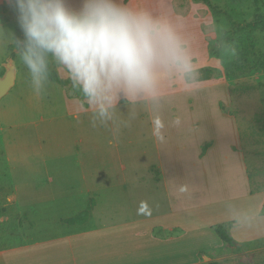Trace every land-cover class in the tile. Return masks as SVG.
<instances>
[{
    "label": "rangeland",
    "instance_id": "1",
    "mask_svg": "<svg viewBox=\"0 0 264 264\" xmlns=\"http://www.w3.org/2000/svg\"><path fill=\"white\" fill-rule=\"evenodd\" d=\"M122 2L137 4V7L147 8L154 13L162 11L170 14L169 9L178 8V12H175L183 18L181 30L189 39L191 49L197 51L198 57L194 62L200 68L201 90L191 94L193 103L186 101L185 94L179 96L181 124L176 128L181 134L179 146L186 145L188 152L183 148L180 153L176 152V157H185L189 151L192 155V150L204 141L207 142L203 146L204 150L213 149L214 136L219 145L213 151V170L209 176L215 187L217 185L215 189L219 190V195L223 196L229 183L238 185L230 192L244 193L242 182L247 186L245 192L250 190L253 195L264 194V30L254 33L256 48L245 62H238L236 57H232L225 44L227 41L228 45H232V40L240 35L238 28L258 17H264V0ZM70 3L75 4V0H70ZM190 15L195 18H189ZM213 24L217 30L210 32ZM0 27L5 32L0 35V75L10 59L18 71L15 86L0 100L2 249L24 243L28 239L27 233L36 228L46 231L48 227L61 231L66 227L50 219L44 220L45 215L41 213L32 215L34 206H39V211L45 212L47 205H35L33 202H38L47 191L51 192L50 179L56 182L81 181L82 175L89 177L91 173L81 172L78 167L88 168L92 165L114 166L111 172L99 173L97 181L103 180L105 183L125 180L153 183L158 178V172L148 168L150 164L157 166L154 136L148 123L140 117H127L116 123L115 129H94L84 117L78 121L69 117L62 99L63 91L69 92V87V90H65L49 79L43 94L36 95L33 92L30 76L16 57L12 43L11 36L16 32V24L7 0H0ZM204 37L209 43L210 62H205L200 50V38ZM57 72L63 76V70ZM223 115L230 119L226 120ZM210 117L215 126L212 136L207 125ZM80 140L84 142L83 145H79ZM159 143L163 149L161 140ZM92 144L105 154H86L85 148ZM117 147L122 151L121 155L114 154ZM121 165H126L127 171H121ZM14 190L18 203L14 202ZM217 193L214 192L213 196L216 197ZM249 215L247 213L246 222L251 218ZM34 218H37L35 225ZM257 218L258 215H255V222ZM259 220L264 222V209L259 214ZM263 231L264 228H261ZM257 261V264L262 262V252L257 255Z\"/></svg>",
    "mask_w": 264,
    "mask_h": 264
},
{
    "label": "crops",
    "instance_id": "2",
    "mask_svg": "<svg viewBox=\"0 0 264 264\" xmlns=\"http://www.w3.org/2000/svg\"><path fill=\"white\" fill-rule=\"evenodd\" d=\"M78 3L79 0H75L72 5L77 6ZM177 9H169L170 14L178 15ZM200 50L205 62H210L212 56L206 37L200 38ZM192 51L195 61L197 51L195 48ZM50 65L56 72L62 70L54 62ZM59 77L68 80L64 71L63 76ZM180 94L184 93L169 91L163 102L164 109L160 113L166 125L164 139L161 140L163 149L154 137L157 166L148 165L150 171L158 172V178L153 183L97 181L99 173L114 170V166L108 165L78 167L81 172L91 175H82L81 181L77 182L50 179L51 192L47 191L46 197L33 202L35 205H47L45 212H40L39 206H34L32 215L41 213L45 215L44 220L50 219L66 227L61 231L48 227L46 231L32 230L27 233L28 239L24 243L0 249V264H257V255L261 252L260 264H264V231L261 232L264 222L259 220V214L264 209V194L253 195L250 190L245 192L247 186L242 182L244 193L230 192L238 185L229 183L223 196L219 195V190L215 189L217 185L215 187L209 176L213 170V151L219 145L214 136L213 149L204 150L203 146L207 143L204 141L192 150V155L189 151L185 157H176V152L180 153L183 148L188 152L186 145L179 146L181 134L178 129L170 126L172 120L181 118ZM185 95L186 101L194 102L191 94ZM62 99L69 117L77 121L84 117L91 125L90 113L84 110L80 97L69 90L63 91ZM133 114L151 126V117L141 104L121 99L110 128L115 129L116 123L131 118ZM223 116L226 120L230 119L227 115ZM207 125L212 136L215 126L211 123V117ZM83 144L80 140L79 145ZM77 150L80 148L77 147ZM85 153L90 156L105 154L94 144L86 147ZM114 154H122L119 147ZM127 169L126 165L120 166L123 172ZM54 189L57 190L54 192ZM15 192L14 202L18 203ZM214 192H218L216 197L213 196ZM92 200L95 205L86 223H65L86 211ZM247 213L251 218L246 226L233 227V217L243 218ZM255 215H258L257 222ZM35 220L37 218L33 220L34 225ZM219 224L225 225L229 236L241 249L240 254L235 253L236 247L229 246L217 236L215 228Z\"/></svg>",
    "mask_w": 264,
    "mask_h": 264
},
{
    "label": "clouds",
    "instance_id": "3",
    "mask_svg": "<svg viewBox=\"0 0 264 264\" xmlns=\"http://www.w3.org/2000/svg\"><path fill=\"white\" fill-rule=\"evenodd\" d=\"M7 2L16 24L11 36L16 57L27 69L33 92L44 93L54 62L79 93L92 127H110L123 99L146 109L152 135L163 140L160 113L166 93L201 90L200 69L179 15L130 7L122 0H79L77 6L70 0ZM216 30L210 26V32ZM225 44L238 57L235 45ZM180 124L179 118L170 122ZM233 219V227L246 226L247 214Z\"/></svg>",
    "mask_w": 264,
    "mask_h": 264
},
{
    "label": "trees",
    "instance_id": "4",
    "mask_svg": "<svg viewBox=\"0 0 264 264\" xmlns=\"http://www.w3.org/2000/svg\"><path fill=\"white\" fill-rule=\"evenodd\" d=\"M238 29L240 31L239 32L240 35L236 39L232 40V45H235L238 51V57H236L237 61L245 62L253 54V51L256 48L254 33L257 32L258 30H264V17H258L253 22L247 23L244 27ZM4 73L5 71H3V73L0 76H3ZM49 79L55 84L61 85L66 88L69 87L70 90L73 91L77 97H80L79 93L72 88L71 82L69 80L60 79L57 72L51 68V65H50ZM94 205L95 202L92 200L86 211H84L83 213L77 215L72 219L66 220L65 223L69 225H82L86 223L90 218V214ZM215 231L223 242L227 243L231 247H236V249L234 250L235 253L237 254L241 253V249L236 246L235 240L229 236L224 224L216 226ZM209 264H218V263L211 262Z\"/></svg>",
    "mask_w": 264,
    "mask_h": 264
},
{
    "label": "water",
    "instance_id": "5",
    "mask_svg": "<svg viewBox=\"0 0 264 264\" xmlns=\"http://www.w3.org/2000/svg\"><path fill=\"white\" fill-rule=\"evenodd\" d=\"M5 73L0 77V100L6 97L16 84L17 67L12 59L4 65Z\"/></svg>",
    "mask_w": 264,
    "mask_h": 264
}]
</instances>
